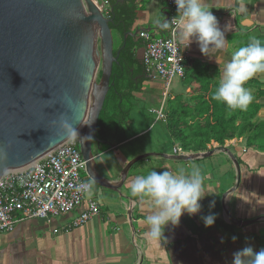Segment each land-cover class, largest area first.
<instances>
[{
    "label": "crops",
    "instance_id": "1",
    "mask_svg": "<svg viewBox=\"0 0 264 264\" xmlns=\"http://www.w3.org/2000/svg\"><path fill=\"white\" fill-rule=\"evenodd\" d=\"M134 1L141 8L133 26L150 28L153 38L164 37V14L172 15V9L164 0ZM177 1L188 11L179 30L186 75L165 89L158 76L141 72L142 90L133 94V102L155 109L166 93V103L181 97L194 108L197 85L189 76L196 64L209 68L208 75L235 106L245 100L259 105L254 122L262 121L264 67L247 66L253 57L244 59L236 44L242 33L264 38V0ZM144 46L139 39L134 52L139 62ZM166 121L133 108L119 131L106 134L99 147L93 145L94 167L116 183L129 161L155 155L130 168L118 193L92 186L90 196L100 212L83 226L68 229L83 210L79 207L47 219L23 220L11 232L0 233V264H264V248L255 237L263 221L236 228L231 220L264 216V155L247 149L245 139L225 144L241 174L238 187L227 194L236 184L227 154L217 150L199 160L172 159L179 156L173 153L179 143Z\"/></svg>",
    "mask_w": 264,
    "mask_h": 264
},
{
    "label": "water",
    "instance_id": "2",
    "mask_svg": "<svg viewBox=\"0 0 264 264\" xmlns=\"http://www.w3.org/2000/svg\"><path fill=\"white\" fill-rule=\"evenodd\" d=\"M109 13L105 16L93 0H0V179L8 171L34 166L74 139L92 184L118 193L130 168L155 155L129 161L116 183L94 167L93 144L103 143L97 138V122L113 86V65H119L127 38L136 44L141 32L151 31L122 23V46L114 54L109 27L115 19L113 6ZM164 15L163 23H168L171 15ZM217 150L225 152L236 169L229 194L241 174L236 157L225 148L172 159L194 161ZM231 220L234 227L245 228L264 221V216Z\"/></svg>",
    "mask_w": 264,
    "mask_h": 264
},
{
    "label": "trees",
    "instance_id": "3",
    "mask_svg": "<svg viewBox=\"0 0 264 264\" xmlns=\"http://www.w3.org/2000/svg\"><path fill=\"white\" fill-rule=\"evenodd\" d=\"M107 3L113 6L115 14L114 22L109 27L121 37L125 31L122 23H125L126 28L132 25L136 20V11L141 7L134 0H107ZM263 39L246 33L239 36L236 45L244 59L253 57L247 66L257 63L264 67ZM134 47L129 42L120 53L119 65H113L110 79L113 86L106 95L97 122L96 134L100 140L125 125L132 110L129 106L133 102V94L142 90L141 82L135 80L145 70L132 51ZM208 69L195 64L191 70L189 77L197 85V92L192 96V100L196 102L194 108L183 104L181 97L167 102L166 122L171 138L186 153L209 152L223 148L233 139H245L247 149H256L264 155V119L254 122L260 106L246 100L240 107L229 102L221 84L208 75ZM124 80L127 82L124 83ZM259 226L255 237H259L260 246L264 248V221Z\"/></svg>",
    "mask_w": 264,
    "mask_h": 264
},
{
    "label": "built area",
    "instance_id": "4",
    "mask_svg": "<svg viewBox=\"0 0 264 264\" xmlns=\"http://www.w3.org/2000/svg\"><path fill=\"white\" fill-rule=\"evenodd\" d=\"M164 1L173 11L165 36L156 39L150 33L141 32L139 39L145 43L141 58L145 72L158 76L167 89L171 80L185 75L179 30L188 11L177 0ZM166 97L165 93L161 105L149 111L155 121L167 118ZM173 153L187 154L180 146ZM92 186L74 139L55 148L32 167L8 171L0 179V233L11 232L23 220L47 219L79 207L83 210L68 229L83 226L100 212L97 200L90 196Z\"/></svg>",
    "mask_w": 264,
    "mask_h": 264
},
{
    "label": "rangeland",
    "instance_id": "5",
    "mask_svg": "<svg viewBox=\"0 0 264 264\" xmlns=\"http://www.w3.org/2000/svg\"><path fill=\"white\" fill-rule=\"evenodd\" d=\"M94 1V3L100 8V10H101V12L105 15V13L106 12H109V6H108V3H107V0H93ZM114 35V34H113ZM251 36V35H250ZM114 42H113V49L114 50H116L117 49V47H118V41H116V39H115V36H114ZM241 39H243V38H241ZM240 40V39H239ZM124 83H126L127 81L126 80H124L123 81ZM167 104V103H166ZM134 105V106H133ZM127 106H129V104L127 105ZM160 106V105H159ZM159 106H157V107H159ZM129 107H131V109H133V108H135V109H138V110H140V111H143V113H145L146 115H148L149 117H151V118H153V117H155L153 114H151V113H149V111L152 109V107L150 106H146V105H143L142 103H140V102H131V104H130V106ZM157 107H155V109L157 108ZM106 148H108V146H105V147H103L102 148V152H104L105 150H106ZM95 186L93 185V188H94Z\"/></svg>",
    "mask_w": 264,
    "mask_h": 264
},
{
    "label": "flooded vegetation",
    "instance_id": "6",
    "mask_svg": "<svg viewBox=\"0 0 264 264\" xmlns=\"http://www.w3.org/2000/svg\"><path fill=\"white\" fill-rule=\"evenodd\" d=\"M109 7H112V5H108ZM132 43L131 42V40L129 39V38H127L126 39V43H125V47H126V45L128 44V43ZM133 44V43H132ZM135 47H137V46H139V38H138V41H137V43L136 44H133ZM122 46V35H121V37H119V40H118V47H117V49L118 48H120ZM124 47V48H125ZM138 79H136L135 81H139V82H141V84H142V73H139V75H138V77H137Z\"/></svg>",
    "mask_w": 264,
    "mask_h": 264
}]
</instances>
